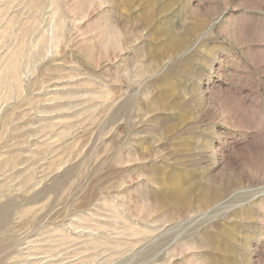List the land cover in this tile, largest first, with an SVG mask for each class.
<instances>
[{
    "label": "rangeland",
    "instance_id": "rangeland-1",
    "mask_svg": "<svg viewBox=\"0 0 264 264\" xmlns=\"http://www.w3.org/2000/svg\"><path fill=\"white\" fill-rule=\"evenodd\" d=\"M0 264H264V0H0Z\"/></svg>",
    "mask_w": 264,
    "mask_h": 264
}]
</instances>
